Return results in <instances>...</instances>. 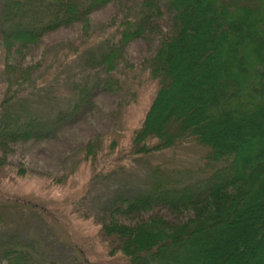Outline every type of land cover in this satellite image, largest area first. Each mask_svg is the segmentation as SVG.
Listing matches in <instances>:
<instances>
[{
  "label": "trees",
  "instance_id": "trees-1",
  "mask_svg": "<svg viewBox=\"0 0 264 264\" xmlns=\"http://www.w3.org/2000/svg\"><path fill=\"white\" fill-rule=\"evenodd\" d=\"M117 2L0 0V179L13 178L4 170L15 147L50 138L49 121L60 128L90 111L97 92L120 94L126 46L161 26L147 64L154 94L120 155L194 147L208 172L174 186L156 168L145 190L117 195L92 217L98 256L106 264H264V0H142L136 27L124 23L118 39L94 44L90 17ZM77 25L71 48L27 60L44 38ZM68 69L73 80L63 77ZM59 85L64 107L30 108V98L54 100L41 95ZM16 176L25 177L21 164ZM15 235L0 239V264H56L44 251L26 254Z\"/></svg>",
  "mask_w": 264,
  "mask_h": 264
},
{
  "label": "rangeland",
  "instance_id": "rangeland-1",
  "mask_svg": "<svg viewBox=\"0 0 264 264\" xmlns=\"http://www.w3.org/2000/svg\"><path fill=\"white\" fill-rule=\"evenodd\" d=\"M141 1L118 0L116 5L93 14L89 23L91 33L100 36L94 44L105 45L118 39L124 23L136 27L138 20L133 7L140 6ZM158 28L153 33L152 29L146 30L126 46L118 67L122 74L120 94L97 92L90 111L60 128L49 121L55 113L45 115L50 122L47 124L54 128L50 138L15 147L4 170L13 178L0 179V203L9 206L1 208L4 217L0 221V239L14 231L15 244L23 249L27 246L26 254L37 259L38 251H44L56 264H106L108 259L97 253V224L92 219L100 217L104 205H109L120 193L132 195L145 190L146 179L156 168L170 173L167 182L174 186L198 181L208 172L201 170V156L194 147L136 160L120 155L154 94L147 64L156 49L155 39L162 33ZM80 30L81 25H77L54 31L30 52L27 60H38L48 53L59 56L58 49L64 45L63 48H71ZM68 70L63 77L73 80L74 75ZM60 88L61 85L53 86L43 91L41 97L54 98L51 102L33 97L26 103L31 109L33 106L40 109L43 115V108L64 107L61 104L66 100ZM89 143L96 155L85 160ZM20 164L25 167L23 178L16 176ZM2 221L8 225L2 226Z\"/></svg>",
  "mask_w": 264,
  "mask_h": 264
}]
</instances>
